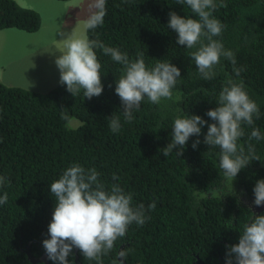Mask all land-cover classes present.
I'll return each instance as SVG.
<instances>
[{
    "label": "trees",
    "instance_id": "16d2710c",
    "mask_svg": "<svg viewBox=\"0 0 264 264\" xmlns=\"http://www.w3.org/2000/svg\"><path fill=\"white\" fill-rule=\"evenodd\" d=\"M223 2L227 7H219L214 16L225 29L214 39L234 53L236 64L221 57L214 77L205 80L190 56L199 45H178L177 33L167 27L170 12L198 19L189 6L176 0H106L103 25L86 29L88 39L119 48L132 61L143 53L149 68L164 60L181 72L172 98H162L159 104L145 98L131 122L124 120L115 93L123 65L102 49L95 51L104 88L91 100L84 98L83 89L74 97L60 83L44 94L0 84V176L8 180L0 187V197L8 195L7 203L0 205V264H32L25 255L27 247L36 258L46 254L43 241L50 238L56 204L50 184L76 163L95 168L106 188L118 184L132 193L134 207L156 204L145 213L150 219L143 226L130 225L125 237L102 257V264H112L121 250L127 252L125 264H197V259L202 264H226V246L238 244L253 213L264 214L252 210L253 189L264 179V139H248L253 128L264 136V0ZM40 27L39 13L15 0H0V31L35 34ZM234 67L243 69L240 76ZM229 79L243 82L261 114L252 126L243 125L245 136L239 141L245 154L258 160L234 180L219 166L220 149L203 143L207 126L200 137H190L182 156L176 155L177 149L163 154L177 117L198 115L213 123L206 112L218 106ZM112 115L121 122L116 133L107 120ZM73 120L80 124L71 127ZM196 139L201 143L194 150ZM75 249L80 264H96L77 248L69 264H75Z\"/></svg>",
    "mask_w": 264,
    "mask_h": 264
},
{
    "label": "clouds",
    "instance_id": "9594fccd",
    "mask_svg": "<svg viewBox=\"0 0 264 264\" xmlns=\"http://www.w3.org/2000/svg\"><path fill=\"white\" fill-rule=\"evenodd\" d=\"M176 3L189 6L198 19L170 12L167 27L177 33L178 45L188 49L199 45L190 56L202 78L210 80L214 77V68L220 63L221 57L235 65L234 53L225 50L222 42L214 39L221 36L225 29V25L215 18L214 13L219 7H227L226 3L223 0L219 3L217 0H176ZM90 9L84 26L94 30L103 25L107 14L106 0H93ZM204 39L207 43L203 42ZM62 42L66 52L56 58L55 64L60 72V84L66 85V90L74 97L81 89L84 98L88 100L99 97L103 92L102 65L96 49H102L105 55L123 65V75L116 80L115 93L121 100L126 122L134 119L133 111L140 109L145 98L153 104H159L162 98L171 99L181 79L179 68L171 62L157 61L154 67L149 68L143 53H139L138 58L132 61L119 48L107 47L99 40L75 38L70 34ZM242 71V68L234 67L236 76H240ZM260 115L259 106L250 98L243 82L229 79L219 94L218 106L206 112L213 123L209 124L198 115L177 117L172 127L171 141L163 149V154L168 156L177 149L176 155L182 156L190 137H200L202 128L207 126L203 143L220 149L219 166L226 177L234 180L242 169L253 160H258L254 155H246L239 141L245 136L243 125L252 126L254 118L259 119ZM107 120L113 133L120 131L118 116L112 115ZM253 138L259 141L264 136L258 128H253L248 139ZM200 143L196 139L192 148L195 150ZM248 150L252 152L251 145ZM99 177L100 173L95 168L85 169L76 163L50 184V193L56 204L48 226L50 238L43 241V247L45 255L54 264H69L68 258L73 248L79 249L85 259L102 264V257L112 251L119 238L125 237L129 226L133 223L143 226L150 219L146 211L156 208L155 202L148 209L143 204L134 207L132 193L125 192L118 184L106 188ZM112 179L117 180L118 177L114 175ZM6 183L7 178L0 176V187ZM253 192L254 204L264 205V179L256 182ZM7 201L8 195L5 192L0 197V205ZM252 215L253 220L244 225L238 244L226 246V264H264V214ZM25 255L29 261V256L33 257L29 248ZM126 255V251H119L112 264H123Z\"/></svg>",
    "mask_w": 264,
    "mask_h": 264
},
{
    "label": "rangeland",
    "instance_id": "374dc122",
    "mask_svg": "<svg viewBox=\"0 0 264 264\" xmlns=\"http://www.w3.org/2000/svg\"><path fill=\"white\" fill-rule=\"evenodd\" d=\"M15 1L22 8L39 13L41 27L35 34L16 29L0 31V84L44 94L60 83L55 60L66 52L62 40L70 34L86 37L84 20L93 0ZM78 123L73 120L70 126Z\"/></svg>",
    "mask_w": 264,
    "mask_h": 264
},
{
    "label": "water",
    "instance_id": "95a60500",
    "mask_svg": "<svg viewBox=\"0 0 264 264\" xmlns=\"http://www.w3.org/2000/svg\"><path fill=\"white\" fill-rule=\"evenodd\" d=\"M252 210L254 212H262L264 211V205L262 206H256L255 204L252 206ZM74 255H75V258H74V263L75 264H80V262L78 261V256H77V250L75 249L74 250ZM29 259L31 261L32 264H35V263H43V264H49V261H48V258H47V255L43 254L39 259H33L31 256H29ZM197 264H202L198 259L196 261ZM123 264H125V262L123 261Z\"/></svg>",
    "mask_w": 264,
    "mask_h": 264
},
{
    "label": "flooded vegetation",
    "instance_id": "af4514ba",
    "mask_svg": "<svg viewBox=\"0 0 264 264\" xmlns=\"http://www.w3.org/2000/svg\"><path fill=\"white\" fill-rule=\"evenodd\" d=\"M255 213H257V212H255ZM259 213H262V212H259ZM257 214H258V213H257ZM27 252H28V247H27V249H26V254H27ZM41 256H42V255H41ZM41 256H39L38 258H36V257L33 256L32 258L35 260V259H39ZM37 264H43V263H37Z\"/></svg>",
    "mask_w": 264,
    "mask_h": 264
}]
</instances>
